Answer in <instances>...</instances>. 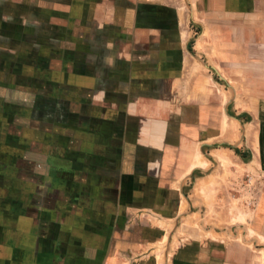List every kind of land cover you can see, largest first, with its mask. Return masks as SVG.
Here are the masks:
<instances>
[{"label": "crops", "instance_id": "obj_1", "mask_svg": "<svg viewBox=\"0 0 264 264\" xmlns=\"http://www.w3.org/2000/svg\"><path fill=\"white\" fill-rule=\"evenodd\" d=\"M0 50V87L28 50L40 73L21 78L54 87L0 146V264H264V249L186 232L223 206L203 169L233 156L224 145L264 176V0H0ZM257 195L226 222L263 244Z\"/></svg>", "mask_w": 264, "mask_h": 264}, {"label": "rangeland", "instance_id": "obj_2", "mask_svg": "<svg viewBox=\"0 0 264 264\" xmlns=\"http://www.w3.org/2000/svg\"><path fill=\"white\" fill-rule=\"evenodd\" d=\"M31 50V49H30ZM1 51V50H0ZM19 52L18 57L15 58L16 60V68L15 69V77L16 82L14 84L15 90L8 91L6 88L0 87V98H3V101L0 102V146L5 148L6 144V130L7 124L9 125L11 122V126L9 125V129H11L16 138H22L23 136V125L25 124H33L34 123V116L33 112H31V108L37 106L38 103L43 104V98L45 97L46 91H51V88H54L52 85H48L49 89H46V85L40 83L37 78H30L29 80L21 78L24 75V65L31 66L33 64L34 69H36V73H40L39 63H37V59L35 57L34 51L28 50V55ZM0 61H4L7 63L6 60V52H0ZM32 62V63H31ZM6 68L0 71V75L2 78L6 76ZM54 72V70H53ZM0 86H5V84H1ZM12 88V87H10ZM27 89L25 94L22 92V89ZM9 100V104L7 105L6 100ZM14 107V108H13ZM12 109H14L12 111ZM26 113V117L23 116V113ZM11 113L9 119L7 118L8 114ZM230 113V110H228ZM240 124L243 126L247 122L251 120L250 116L247 114H241L238 117ZM10 121V122H8ZM10 130V131H11ZM244 134V133H243ZM21 140V139H20ZM230 146V145H226ZM0 147V149H2ZM18 147V148H17ZM232 147V146H231ZM226 150H230L232 154L224 155L222 159V165L220 166L213 158L208 157V166L203 169V172L207 175H210L213 172L217 173V178L210 180L208 183L211 185L210 187L212 190H219L222 189L221 192L223 195L219 196L216 201H212L216 204H222L223 206H212L213 210L205 212L201 211V213L192 212L189 213L190 219H192V226L186 228V232L190 237L199 236L207 237L208 239H217V240H227V241H235V239L239 243H248L250 249L259 250L264 249V243L261 244L260 242V233L258 229L250 228L247 225L244 227H231L228 225L226 221L229 220L232 213L230 210H226V208H235L239 206L241 208V204H247V201L257 203V200L260 198L257 194L260 193V190L264 187V176L257 174L253 175L254 180H250L249 176L242 175L241 173L246 171V167H241V159L237 156L234 151L229 148L223 147ZM234 148V147H233ZM236 148V147H235ZM240 149L245 152L248 151L246 148L240 147ZM16 152L18 156H22L23 148L19 147V144L16 140ZM29 153L31 156H34V159H37L38 156L42 154L37 151H30ZM205 153H209V148L204 149ZM49 153V150L46 154ZM237 157L241 161L239 166L237 165ZM200 160V156L197 157ZM244 163V162H243ZM197 164V162H196ZM203 164V160L201 159V164ZM198 165V164H197ZM204 165V164H203ZM202 165V166H203ZM204 167V166H203ZM261 170L259 169V172ZM199 174V173H196ZM238 174V176H237ZM197 176V175H195ZM246 188V190H244ZM247 190L249 192H254L253 196H249L248 198L246 193ZM237 196V197H236ZM237 198L239 200L237 201ZM219 202H218V201ZM242 200V201H241ZM247 200V201H246ZM225 207V208H224ZM215 209V210H214ZM187 216V215H186ZM187 218V217H186ZM201 224V227L198 226ZM204 224V225H202ZM264 230V229H262ZM251 232L255 237L252 240L248 239V235L250 236ZM263 255V254H262ZM264 259V255H263Z\"/></svg>", "mask_w": 264, "mask_h": 264}, {"label": "trees", "instance_id": "obj_3", "mask_svg": "<svg viewBox=\"0 0 264 264\" xmlns=\"http://www.w3.org/2000/svg\"><path fill=\"white\" fill-rule=\"evenodd\" d=\"M223 147H226V148H229V149H231L232 151H234V153L237 155V156H239L240 157V159H241V161L242 162H244V163H247V162H249L250 161V159H251V154H250V152L249 151H245V152H243L240 148H233V147H231V146H226V145H224ZM196 173H198V171H195L194 172V175H199V174H196Z\"/></svg>", "mask_w": 264, "mask_h": 264}, {"label": "bare ground", "instance_id": "obj_4", "mask_svg": "<svg viewBox=\"0 0 264 264\" xmlns=\"http://www.w3.org/2000/svg\"><path fill=\"white\" fill-rule=\"evenodd\" d=\"M196 162H197L198 165H200L201 164V158H200V160L198 158H196Z\"/></svg>", "mask_w": 264, "mask_h": 264}, {"label": "water", "instance_id": "obj_5", "mask_svg": "<svg viewBox=\"0 0 264 264\" xmlns=\"http://www.w3.org/2000/svg\"><path fill=\"white\" fill-rule=\"evenodd\" d=\"M229 116V115H228Z\"/></svg>", "mask_w": 264, "mask_h": 264}]
</instances>
